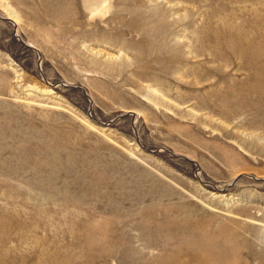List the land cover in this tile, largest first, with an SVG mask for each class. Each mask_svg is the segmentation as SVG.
Returning <instances> with one entry per match:
<instances>
[{"label":"rangeland","instance_id":"374dc122","mask_svg":"<svg viewBox=\"0 0 264 264\" xmlns=\"http://www.w3.org/2000/svg\"><path fill=\"white\" fill-rule=\"evenodd\" d=\"M212 255L264 264V0H0V264Z\"/></svg>","mask_w":264,"mask_h":264},{"label":"bare ground","instance_id":"6f19581e","mask_svg":"<svg viewBox=\"0 0 264 264\" xmlns=\"http://www.w3.org/2000/svg\"><path fill=\"white\" fill-rule=\"evenodd\" d=\"M211 260L214 261L215 264H230L228 261L221 260L218 256H213V255L203 257L202 258V264H210Z\"/></svg>","mask_w":264,"mask_h":264}]
</instances>
